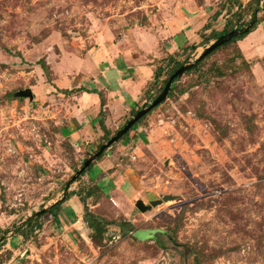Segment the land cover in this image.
Returning a JSON list of instances; mask_svg holds the SVG:
<instances>
[{
  "label": "rangeland",
  "instance_id": "obj_1",
  "mask_svg": "<svg viewBox=\"0 0 264 264\" xmlns=\"http://www.w3.org/2000/svg\"><path fill=\"white\" fill-rule=\"evenodd\" d=\"M261 3L0 0V264H264V56L246 58L238 42L185 74L141 121L143 137L120 161L138 185L132 202L91 198L84 175L68 189L85 193L72 227L46 216L23 229L27 238L14 229L60 201L81 168L57 124L65 96L52 97L48 85L83 76L100 47L131 49L166 24L173 7L209 20L219 13L211 24L221 32L262 18ZM208 45L200 38L173 55L191 63ZM167 76L154 83L156 96ZM27 90L32 100L19 97ZM137 201L162 204L141 213ZM89 215L104 228L90 229Z\"/></svg>",
  "mask_w": 264,
  "mask_h": 264
},
{
  "label": "crops",
  "instance_id": "obj_2",
  "mask_svg": "<svg viewBox=\"0 0 264 264\" xmlns=\"http://www.w3.org/2000/svg\"><path fill=\"white\" fill-rule=\"evenodd\" d=\"M251 1L246 5L242 3V8ZM180 8L170 9V20L166 24H159L154 33L145 32L143 40L139 39L136 44H132L131 49L123 42L121 45L114 43L108 44V47H100L94 53H89L88 69L84 70L83 76H78L71 83L48 85L52 97H66L64 115L57 120V124L60 126V137L74 151L80 165L84 159L90 158L96 152L99 145L107 143V136L109 139L114 137L134 113L156 96L155 72L166 58L174 57L173 54L180 50L186 52L185 49L194 47L200 38L203 41L216 32L211 24L216 13L209 20L208 13L203 16L193 11V15L189 17ZM259 21L256 30L238 42L239 49L248 59H261L264 56V15ZM148 39L151 40L150 46H146ZM213 42L210 41L209 44ZM79 89L86 92H75ZM63 91L70 93L66 95ZM94 91L102 94L104 104ZM140 124L123 140L108 149L101 161L93 163L92 176L85 174V178L92 183V192L131 202L137 196V182L135 178L128 176V170L124 169L120 161L127 156V151L132 149L133 144L143 137ZM64 131L67 132L66 135ZM134 135L138 137L134 138ZM78 192L79 190L67 192L71 196L60 211L54 214L52 219L55 222H67L71 227L76 223L84 207L81 200L85 194Z\"/></svg>",
  "mask_w": 264,
  "mask_h": 264
},
{
  "label": "water",
  "instance_id": "obj_3",
  "mask_svg": "<svg viewBox=\"0 0 264 264\" xmlns=\"http://www.w3.org/2000/svg\"><path fill=\"white\" fill-rule=\"evenodd\" d=\"M253 25V24H252ZM251 25V26H252ZM249 29H246L248 31ZM242 34V31L233 30L232 32L220 36L218 39H216L207 49L194 61L191 63H188L184 66H182L180 69H178L169 79L168 83L166 84L164 90L160 95H158L153 101H151L149 104L144 106L140 111L136 113V115L128 121V123L116 133L114 137H112L105 145H103L96 153H94L93 156L88 158L81 169H79L74 177H72L71 181L66 186V191L64 194V197L60 200L66 198L68 192V189L72 183H75L78 178L95 162L97 161L103 153H105L108 149H110L114 144H116L118 141H120L141 119H143L145 116H147L151 111L162 105L168 98L173 82L177 79H182V77L185 75L186 72L191 70L196 64L204 60L206 57H208L212 52H214L216 49L230 43L234 39L238 38ZM19 97L21 98H29L30 100L33 99V94L30 90L24 91L19 94ZM173 200L171 197H164L163 202L171 201ZM161 201L157 202H151L150 206H146L143 201H137L135 203V207L138 211L141 213H146L150 211L153 207L161 205ZM49 209V208H48ZM48 209H42L41 211L34 213L31 217L26 219L23 223V225L30 220L36 219L39 216H42L46 214ZM22 225V226H23ZM5 240V237L0 239V244Z\"/></svg>",
  "mask_w": 264,
  "mask_h": 264
},
{
  "label": "trees",
  "instance_id": "obj_4",
  "mask_svg": "<svg viewBox=\"0 0 264 264\" xmlns=\"http://www.w3.org/2000/svg\"><path fill=\"white\" fill-rule=\"evenodd\" d=\"M262 1H264V0H252L245 8H243V9H251L252 7H257L259 4H260V2H262ZM229 2H232V4L234 5L235 3L237 4V6H238V9L239 8H242L241 7V5H239V1H237V0H229ZM219 17V13H216V15L214 16V19L216 20L217 18ZM260 22H259V20H258V18H257V16H255V14H254V16L251 18V21L248 23V25H247V27L246 28H242V29H237L238 31H242V34L238 37V38H236V39H234L233 41H231L230 43H228V44H226V45H224V46H222V47H220V48H218V49H216L214 52H212L208 57H210L211 55H213L216 51H218V50H220L221 48H224V47H227V46H229V45H232V44H236L237 42H239V41H242V40H244V38H246L249 34H251L254 30H256V28H257V26H258V24H259ZM253 24V25H252ZM252 25V26H251ZM246 29H249L248 31H246ZM233 30L230 28H226V26L224 27V29L221 31V32H213L208 38H205L204 39V41L206 42V45H208L209 43H210V41H215L216 39H217V37L218 36H222V35H225V34H228V33H230V32H232ZM194 50V47H187L186 49H185V51H187V50ZM208 57H206L204 60H206ZM204 60H202L201 62H199L198 64H196L191 70H189L188 72H186L185 74H189V73H191L193 70H195L197 67H199L201 64H202V62L204 61ZM189 62H188V60L187 61H185V62H183V63H179V62H177L176 61V59L174 58V57H171V56H169L168 58H166L163 62H162V66H160L157 70H156V72H155V79H156V81L160 78V75H161V73H163L164 71H166V70H168V76H167V78L163 81V85H162V87H161V89H160V92H159V94L158 95H160L161 93H162V91L164 90V88H165V86H166V84L168 83V81H169V79H170V77L178 70V69H180L182 66H184V65H186V64H188ZM40 65H41V67H42V69H45V67H44V65H42L41 63H39ZM179 80L180 79H177V80H175L174 82H173V86H172V90H171V92H170V94H169V96H168V98H170L171 97V95L173 94V91H174V86H175V84L177 83V82H179ZM75 92H86L84 89H79V90H76ZM95 92V94H98L99 96H100V98L102 99V104H104L105 102H104V100H103V96H102V94L101 93H98L97 91H94ZM63 93L64 94H66V95H68L70 92H68V91H63ZM157 95V96H158ZM157 96H155V98L157 97ZM167 98V99H168ZM152 112V111H151ZM150 114V113H149ZM136 115V113H134V115H132V118L134 117ZM131 118V119H132ZM145 118V117H144ZM143 118V119H144ZM130 119V120H131ZM143 119H141V121L143 120ZM141 121H139L121 140H123L126 136H128L129 134H130V132L131 131H133L135 128H136V126L138 125V124H140L141 123ZM128 123V121L126 122V124ZM125 124V125H126ZM124 127V126H123ZM122 127V128H123ZM121 128V129H122ZM120 129V130H121ZM111 139V138H110ZM109 139V136H107V142L110 140ZM120 140V141H121ZM120 141H118L117 143H119ZM103 146V144H101V145H99L98 146V148H97V150H96V152L101 148ZM95 152V153H96ZM94 154V153H93ZM93 154H91L90 156H93ZM103 155H104V153L102 154V156L98 159V160H100L102 157H103ZM87 160V158L86 159H84L83 161H82V164H81V167L83 166V164L85 163V161ZM93 166V164L90 166V167H92ZM89 167V168H90ZM81 169V168H80ZM88 170V169H87ZM86 170V171H87ZM86 171L81 175V177L82 176H84L85 174H86ZM79 194H82L81 193V191L79 190V192H78ZM95 194V192H90V196L92 195H94ZM70 194L69 195H67L66 196V198L65 199H63L62 201H58L57 203H55L54 205H52L49 209H48V211L46 212V214H44V215H42V216H39L38 218H36V219H33V220H30L29 222H27V223H25L22 227H14V229H15V233L16 234H18L19 236H21L22 238H27L26 237V234L24 233V230L23 229H25V228H32L33 227V225H35L36 223H37V221H40V220H42L44 217H52V218H54L55 217V215L54 214H56V212H58V211H60V209H61V207H62V205L70 198ZM73 196V195H72ZM55 220V219H54ZM86 221V223L88 224V226H89V228L90 229H92L94 232H97L99 229H101L102 227L104 228V225H103V223L101 222V221H99L96 217H92V216H88V218L85 220ZM127 224V223H126ZM126 226H128L129 228H131V225L128 223ZM120 227H121V225H120ZM122 228H124V225H122ZM7 233H9V232H6L5 234H7Z\"/></svg>",
  "mask_w": 264,
  "mask_h": 264
},
{
  "label": "built area",
  "instance_id": "obj_5",
  "mask_svg": "<svg viewBox=\"0 0 264 264\" xmlns=\"http://www.w3.org/2000/svg\"><path fill=\"white\" fill-rule=\"evenodd\" d=\"M261 4H263V3H261ZM262 8V7H261ZM235 30H237V29H235Z\"/></svg>",
  "mask_w": 264,
  "mask_h": 264
}]
</instances>
